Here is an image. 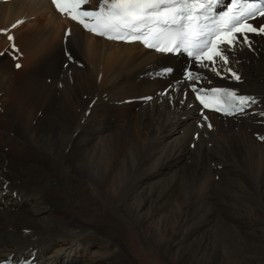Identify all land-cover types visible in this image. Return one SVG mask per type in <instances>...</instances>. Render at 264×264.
I'll return each instance as SVG.
<instances>
[{
	"label": "bare ground",
	"instance_id": "6f19581e",
	"mask_svg": "<svg viewBox=\"0 0 264 264\" xmlns=\"http://www.w3.org/2000/svg\"><path fill=\"white\" fill-rule=\"evenodd\" d=\"M0 29L27 65L0 51V260L264 264V35L188 80L185 55L91 34L50 0L0 1ZM193 83L258 100L200 113Z\"/></svg>",
	"mask_w": 264,
	"mask_h": 264
},
{
	"label": "snow or ice",
	"instance_id": "6c2138e0",
	"mask_svg": "<svg viewBox=\"0 0 264 264\" xmlns=\"http://www.w3.org/2000/svg\"><path fill=\"white\" fill-rule=\"evenodd\" d=\"M216 2L217 0H100L98 8L91 10L83 8L85 0H53L61 13L70 16L86 30L119 41L141 40L146 46L165 53L183 51L197 63H203L202 58L206 59L211 62L212 70L219 72L223 69H217L216 60L227 65L228 49L234 50L241 42L251 47L249 33L264 35V24L256 27L248 22L255 16L264 17V0H252L242 7L233 2L226 11L218 13L212 7ZM66 35H70V30ZM8 39L11 41L13 37L9 35ZM16 67L20 65L17 64ZM163 71L171 73L173 69L166 67ZM227 72L232 78L241 79L231 67H227ZM186 79H194L187 70ZM191 87L200 103L205 108L210 107L205 96L201 95V90L195 84ZM211 91L216 93L223 90ZM225 94L236 105L255 102L254 97L237 95L233 91H226ZM236 110L243 111V108L237 107ZM226 114L232 115L234 112ZM204 119L207 120V117Z\"/></svg>",
	"mask_w": 264,
	"mask_h": 264
},
{
	"label": "rangeland",
	"instance_id": "374dc122",
	"mask_svg": "<svg viewBox=\"0 0 264 264\" xmlns=\"http://www.w3.org/2000/svg\"><path fill=\"white\" fill-rule=\"evenodd\" d=\"M4 35V34H3ZM6 48L7 47H1L0 48V51H2V53H7L6 52ZM8 55V58L11 60V67L13 68V69H15V70H17V71H24V70H26V68H27V65H26V63H25V61L20 57V59L18 58V60L17 61H20L23 65H24V67L23 66H21V67H23L22 68V70H21V67H16V66H14V64L12 65V62L14 61V59H12V57L9 55V54H7ZM14 80H16V79H14ZM99 100H100V97L98 98ZM18 100V98H16V101ZM1 106V105H0ZM2 113H3V111H2ZM258 133H256L255 132V136H257L258 137V135H257ZM195 137V136H194ZM259 139V138H258ZM191 147L193 148L194 147V144H191ZM226 230L228 229V228H225ZM229 230V229H228ZM40 238V237H39Z\"/></svg>",
	"mask_w": 264,
	"mask_h": 264
}]
</instances>
